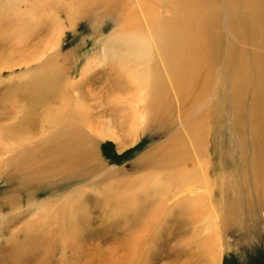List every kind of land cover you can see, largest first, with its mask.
Here are the masks:
<instances>
[{
    "label": "rangeland",
    "instance_id": "1",
    "mask_svg": "<svg viewBox=\"0 0 264 264\" xmlns=\"http://www.w3.org/2000/svg\"><path fill=\"white\" fill-rule=\"evenodd\" d=\"M44 1L36 0L35 17L27 19L29 25L25 27H10L0 16V51L10 48L5 52L4 60H10V52L14 62L29 54L34 58L50 54L44 61H33V68L23 64L2 69L0 128L21 120L18 114V118L10 120L16 113L6 120L1 119L17 106L16 101L18 104L24 102L21 92L17 91L19 86L27 81L54 77L58 81L69 79L70 83H75L77 88L72 92H79L89 111H104L100 123L95 124L98 127L95 130L100 129L104 134L93 136L95 141L91 148L94 151L89 153V161L72 177L61 175L60 170L47 160L39 166L32 163L30 155L22 158L21 164L27 169L41 166L35 173L17 174L12 167H0V248L8 246L14 238H25L29 232L35 237L40 236V242L47 244V235L54 233L66 239L65 243L57 245L56 241L52 246L44 247L40 254L29 255L24 259L27 264L38 258L44 264H264V172L256 178L257 168L253 164L258 161L252 164V160L261 159L258 154L264 152L250 148L252 136H247L250 143L244 150L242 128L245 124V132H254L249 124L253 117L254 90L261 79L257 76L264 74V0H179L177 9L183 7L180 12L165 13L163 9L162 16H157L161 20L165 15L173 14L172 17L185 20L188 28L193 26L198 33L195 50L199 56L202 51L205 55H201V61L215 63L212 83L206 85L205 90V95L211 91L214 96L206 105L212 110L202 149V155L210 162L211 199L208 203L189 200L182 187L177 189L168 183L172 174L167 179L165 170L154 172L143 164L148 155L163 154L164 146L178 127L163 135V130L147 119L136 134L128 125L130 119H114L119 101H123L114 100L115 95L128 98L125 92L130 85L131 95L144 92L118 67L121 63L141 59L130 53V33L126 27L127 23L132 24L131 9H127L130 4L120 7L113 3L114 0H49L47 11V5L43 9ZM14 3L23 7L24 14L30 12L26 2L16 0ZM33 26L35 39L29 40L28 46V43L22 45L18 37H27L25 30ZM56 41L59 46L50 51L51 42ZM14 47L17 50H13ZM244 61L249 72L234 75L235 71L241 70ZM209 68L202 71L205 73ZM147 71L153 75L150 67ZM113 81L114 85H126L128 89L116 86L111 89ZM196 82L192 88L180 87V95L189 96L186 99L189 103L185 101L188 108L196 105L194 100H202V85L197 86ZM203 82L204 78H201ZM174 92L171 99L175 102L177 93ZM218 92L221 98L217 101ZM242 102L246 111L249 110V118ZM237 106L241 108L237 109ZM35 107L30 112L32 123L26 127L39 123L37 118L42 120L53 108L48 104ZM127 107L125 114L132 113ZM122 112L119 110L118 114ZM192 118H197V112ZM113 120L123 127L114 125ZM110 131L115 133L116 140L101 137ZM136 135L138 140L133 141ZM157 176L162 179L158 185ZM176 196H179L178 200H174ZM154 213L156 216H152ZM156 217L158 221L155 222L153 218ZM152 223L157 226L151 229L154 232H148ZM73 224L76 231L67 233ZM28 228L30 231L26 232ZM142 235L146 237L142 239ZM134 237L139 238L138 243L146 241L142 242L145 245L142 256H137L132 248Z\"/></svg>",
    "mask_w": 264,
    "mask_h": 264
},
{
    "label": "bare ground",
    "instance_id": "2",
    "mask_svg": "<svg viewBox=\"0 0 264 264\" xmlns=\"http://www.w3.org/2000/svg\"><path fill=\"white\" fill-rule=\"evenodd\" d=\"M14 1L16 0H0V13L1 10H4L0 14V16L3 22L8 24V26L10 27L12 25L16 27H25V25L27 24V19H31L32 17L34 19L35 10L36 7H38V3L36 2V0H19L20 3L26 2L30 9L29 13L24 14V11H22L23 7L20 4L14 3ZM105 1H103L104 4H106ZM111 1L112 0H110V2ZM178 1L179 0L112 1L120 7H125L130 4L127 9H131L130 16L132 24L129 26L127 23L126 26L129 29L130 33V53L141 57V59L130 60V62H126L125 64L121 63L120 65H118V67L124 70V74L131 76L133 78L132 82L138 83V85L146 93L144 94L143 91H140L137 94L131 95L129 93V90L132 89L131 85L128 89L126 85H114L113 81L111 84V89H114V86L123 87V89H128L127 92H125L128 93L126 94L128 98H122V96L118 94L114 96V100L122 99L123 101H119L120 104H118L117 113L113 114V116L115 121L119 118L121 120H123L124 118L126 120L130 119L131 122L128 125L132 126L131 128L134 129V132H136V134L137 131L141 129L140 127L144 126V122L148 121L147 119L152 121L153 124H155L156 126H159L160 131L163 130V135L168 134L172 128L178 127L177 131L172 134V136L169 138V141L164 146L166 147V149L163 154H156L157 156L150 154L144 160L143 164H145L146 168L149 167L154 172L165 170V177L167 179L172 174V176L168 180V183H170L174 188L177 189L182 187V190L189 195V200L208 203L211 199V192L209 191V187L211 184L208 178L210 162L208 158H205L202 155V149L206 133H208L207 123L212 110L210 106L207 108L206 105L207 102L210 101V98L214 96V94L212 95L211 91L209 92V90V93H206L205 95V90L206 85H209L210 82L212 83L213 74L215 71V66L213 64L215 63H213L214 58L211 64L209 62L208 64H206L201 61V55H203L204 52L202 51L203 53L201 52V55L199 56V52L197 53V50H195V45H198V42L196 41V35L198 33L194 30V28H192V25L191 28L190 26L188 28V25L186 26L185 24V20L182 21V18L180 20L176 17H172L173 14H170L168 17L164 14V19H157L158 15L161 14L162 16L163 9H165V13L180 12L183 7L177 9L179 3ZM42 4L44 5L43 9L45 10V5H47L46 9L47 11H49V0H45ZM190 6L192 7L193 5L190 4ZM113 7L114 5L112 6V8ZM7 18H10V21H8ZM2 20L0 19V22H2ZM186 22L188 21L186 20ZM188 24L190 25V23ZM25 31L28 36L26 35L27 37L18 38L20 39L22 45L28 43L26 44L28 46L29 40L35 39L36 30L33 26L32 28H27V30ZM15 33H17V31ZM60 34H62L61 27ZM121 39L125 40V38L122 37ZM58 46L59 44L57 43V41L55 43L51 42L50 51L57 48ZM3 49H5V51H0V73H3L2 69H5L6 67L12 68L15 66H22L23 64H25L28 68H33V61H44L48 59L50 55L49 53H45L39 57L34 58L33 55L29 54L22 56L20 60L14 62L11 59V52L10 55H8L10 60H4V56L7 55L5 54V52H7V50H10V48L8 47V49ZM13 50H17V47H14ZM208 54L210 55L211 52H208ZM212 57H210V59ZM243 63L245 64L242 65L241 70H237V72L235 71L234 75H236L237 73V75L239 76L242 74V71H244V73L249 72V70L244 67L246 65V62L244 61ZM144 65H146V67ZM207 66L208 68H210L207 72L204 73V71L202 70L205 69ZM149 67L153 75H151L148 71L146 73V69L148 70ZM224 73L225 72H223V74ZM144 74L146 75V77H142L145 76ZM25 77L27 78V76ZM217 77H219V75H217ZM201 78H204L203 84L201 83ZM257 78L261 79H259L257 87L255 86V103L251 111L253 117L251 116L252 123L249 124L254 132L251 134H249L247 131L245 132V124L242 125L244 131L243 148L245 151L247 150L248 145L250 143L248 141L247 136H252V145L250 146V148H252L255 152L263 153L264 74H259ZM48 79L44 81L35 80L29 83H27V81L26 83H23L21 86H19L17 88V91L21 92L24 102L18 101L20 102L18 104L16 101L15 105L17 106L13 107L12 110L7 111L5 113V116H1V119L6 120L10 118V115L16 113V115L11 117L10 120L13 121L14 118H18L17 114L20 116L21 120L19 123L16 124H11V122H9V124L6 123V125L0 128V167H12L13 172H16L17 174L19 172H26V174H32L40 170L41 166L39 168L38 164L44 163L43 161L47 160L48 163L52 166L55 165L56 170H60L61 175H65L64 177L67 176L66 178H68L69 176L72 177V175H75L74 173H77V171H79L80 166H82L85 162L89 161L91 156L89 153H91V151H94L91 148V145L95 141L93 136L104 134L100 129L98 130L99 133L97 130H95V128L97 127L95 124L97 122L100 123V117H102L104 111H89V107L84 106L83 100L81 99L80 94H78L79 92H72V90H75L77 88V85L75 83H70L69 79H63L61 81H58L54 77L50 78L49 80ZM218 80L220 82V79ZM84 82L88 81L85 80ZM195 82L197 86L202 85L200 92L201 94L205 95V97L202 95V100L200 98L198 100H194L196 102V105L193 104L190 108H188L186 107L185 101H187L186 103H189L188 100H186L187 98H189V96L180 95V87L183 89L184 87L192 88L194 87L193 83ZM126 83L128 82L126 81ZM239 85L243 84L240 83ZM174 91H176L177 93V100H175V102L171 99V94H175ZM219 92L218 96L216 97L217 101L221 98ZM9 93L11 94L12 92L9 91ZM90 93L91 92H89V94ZM7 94L8 93L6 92L5 95ZM207 94L209 95L207 96ZM249 98L250 97H248V99ZM238 103L239 102L237 101L236 104ZM38 104L52 105L53 108H51V110L49 109L50 111L45 114L42 120L40 117L37 118V121L39 123L35 124L34 126H31V128L26 127V125L32 123V115L30 114V112L33 111L36 108L35 106ZM126 106H129L127 108H130L132 113L129 114L132 115V117H129L130 115L127 113L125 114L124 108H126ZM238 107L241 108V106H237V109ZM242 107L245 109V107L243 106V102ZM198 108L200 109L197 110ZM24 109H26V111H24ZM119 110H121V112L123 111L124 113L122 112V114H118ZM248 111H246L245 109L244 112H247L248 114ZM196 112L197 118H192L193 114ZM249 117L250 115L248 114V118ZM115 121L113 122V124H118L115 123ZM108 125H110V123ZM118 125L120 126V128L123 127V124ZM101 137H107L111 140L117 139L115 133L111 131L107 132L105 135H101ZM136 137L137 135L135 136L133 141L136 139ZM44 147L47 148L44 149ZM38 153L39 155H37ZM17 154H21V156L23 157H12L14 155L16 156ZM29 155L32 163L37 164V167L39 169H27L23 167V165L21 164L22 158H27ZM258 155L261 157V159L252 158V164L258 161L253 164V167L257 168L255 173L256 178H260L261 175L259 173L264 172V153ZM44 165L46 166V164ZM33 166L35 167V165ZM28 168L30 167L28 166ZM49 169L51 170V168ZM52 171H54V168ZM151 174L156 175L158 173ZM159 178L160 176L156 177L157 185L162 183V179L159 180ZM258 182H260V180ZM178 199L179 196L174 197V200ZM105 210L108 211V209L106 208ZM148 214L150 213L148 212L147 215ZM153 215H155V213L152 214V216ZM153 221H158V217H156L155 219L153 218ZM156 226V224L152 223V226H148V232H154L151 229L153 227L156 228ZM28 231H30L29 228L26 232ZM72 231L73 233L74 231H76L74 228V224L70 227V229H68L67 233H72ZM38 232H40V229L38 230ZM68 237L70 236H67V238ZM143 237L146 236L142 235V239H144ZM40 238V236L35 237L32 232H29L27 233L25 238L19 237L16 239L14 238L13 240L11 239L12 241L9 242L8 246L0 248V264H27L24 259L29 255H37L35 253L40 254L41 251L44 250V247H48V245L52 246V244H54V242L56 241L57 245H59L60 242L64 244L66 241V239L61 238V236L54 233H50L47 235V244L44 242H40ZM138 239H135L134 237V244L132 248L137 256H142L141 252L142 249L145 247L142 242L146 241L142 240L140 243H138ZM65 247H63L62 253L65 252ZM49 248L51 250L52 247L49 246ZM39 262L44 264V262L40 258L35 259L34 261H30L29 264H39Z\"/></svg>",
    "mask_w": 264,
    "mask_h": 264
}]
</instances>
